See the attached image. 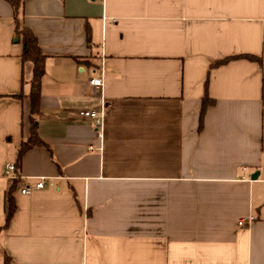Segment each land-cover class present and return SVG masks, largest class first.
Returning a JSON list of instances; mask_svg holds the SVG:
<instances>
[{
	"label": "crops",
	"instance_id": "crops-1",
	"mask_svg": "<svg viewBox=\"0 0 264 264\" xmlns=\"http://www.w3.org/2000/svg\"><path fill=\"white\" fill-rule=\"evenodd\" d=\"M23 23L50 149L17 167L5 227L33 64L0 0V264H264V0H24ZM240 55L263 65L216 64Z\"/></svg>",
	"mask_w": 264,
	"mask_h": 264
},
{
	"label": "trees",
	"instance_id": "trees-1",
	"mask_svg": "<svg viewBox=\"0 0 264 264\" xmlns=\"http://www.w3.org/2000/svg\"><path fill=\"white\" fill-rule=\"evenodd\" d=\"M8 1L14 9V19H15V28L16 33L18 36L22 38L23 42V51H22V61L27 62L30 61L33 64V76L30 80V89L28 93H24L23 91L17 94H14L13 96L23 100L28 99L29 100V125H30V138L27 140L22 141L19 151H18V159L16 163V167H20L22 164V161L24 159L25 154L28 152V150L38 147V146H46L49 148L48 145H46L42 139L39 136L38 133V117L41 113V95H42V80L46 72L45 68V61H46V55L42 51V48L39 44L38 38L36 35L26 26H24L23 23V10H24V0H6ZM249 58L251 60L258 61L261 65L262 59L252 56V55H240L235 57L226 58L223 60L218 61L216 64H222L225 63L232 58ZM25 84V81H24ZM213 102L212 99L208 95H206L202 102V110H201V118H200V128L203 125V116L205 113V110L207 107ZM50 149V148H49ZM17 180H14L13 185L10 188V191L7 196L6 201V223L5 227H7L10 223L11 218L13 217L15 211H16V202L13 197V191L16 189Z\"/></svg>",
	"mask_w": 264,
	"mask_h": 264
},
{
	"label": "built area",
	"instance_id": "built-area-1",
	"mask_svg": "<svg viewBox=\"0 0 264 264\" xmlns=\"http://www.w3.org/2000/svg\"><path fill=\"white\" fill-rule=\"evenodd\" d=\"M90 83L93 85H97V86H103L104 81L102 78H91L90 79ZM78 114L81 118L84 119H90L92 121H94L97 130H98V136L100 138L103 137V124H104V111H98V110H94V109H81L78 111ZM93 146H91L92 148ZM17 172V167L15 163H8L4 169V173L10 177L12 180H16L18 179V175L16 174ZM45 177H41L39 179V181H37L35 187L36 188H42L45 186ZM22 193L24 194H28L31 192V188L29 186H25L22 188ZM243 222V221H242ZM240 222V223H242Z\"/></svg>",
	"mask_w": 264,
	"mask_h": 264
}]
</instances>
